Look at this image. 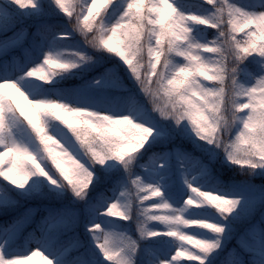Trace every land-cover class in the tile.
<instances>
[{"label": "snow or ice", "instance_id": "snow-or-ice-1", "mask_svg": "<svg viewBox=\"0 0 264 264\" xmlns=\"http://www.w3.org/2000/svg\"><path fill=\"white\" fill-rule=\"evenodd\" d=\"M36 257L264 264V0H0V264Z\"/></svg>", "mask_w": 264, "mask_h": 264}, {"label": "rangeland", "instance_id": "rangeland-1", "mask_svg": "<svg viewBox=\"0 0 264 264\" xmlns=\"http://www.w3.org/2000/svg\"><path fill=\"white\" fill-rule=\"evenodd\" d=\"M72 2L75 4V3H77L78 2V0H72ZM67 59H69V60H72V59H74L73 57H71V56H69V57H67ZM56 79H63V77H57ZM10 91V90H9ZM17 102L18 103H21V101H19V99L17 98ZM7 159V158H6ZM146 203H148L149 205L151 204V202L150 201H148V202H146ZM157 227H162V226H160V225H157ZM188 231H191V230H188ZM190 247V246H189ZM194 250V249H193ZM18 259H23L22 257L21 258H18ZM32 264H40V260H39V257H36V258H34L33 260H32ZM179 264H188V262L187 261H183V260H181L180 262H179Z\"/></svg>", "mask_w": 264, "mask_h": 264}, {"label": "trees", "instance_id": "trees-1", "mask_svg": "<svg viewBox=\"0 0 264 264\" xmlns=\"http://www.w3.org/2000/svg\"><path fill=\"white\" fill-rule=\"evenodd\" d=\"M73 49H72V47H69L68 48V51H72ZM103 69H100V70H98V71H102Z\"/></svg>", "mask_w": 264, "mask_h": 264}]
</instances>
